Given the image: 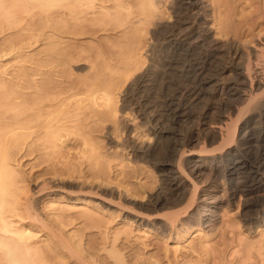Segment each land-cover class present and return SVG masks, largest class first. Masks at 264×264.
I'll return each mask as SVG.
<instances>
[{
    "label": "rangeland",
    "instance_id": "374dc122",
    "mask_svg": "<svg viewBox=\"0 0 264 264\" xmlns=\"http://www.w3.org/2000/svg\"><path fill=\"white\" fill-rule=\"evenodd\" d=\"M7 1L11 3V0ZM7 1L9 9H5L6 5L0 8V100H2L0 118L5 119L8 126H18L12 122L14 118L22 120L24 114L28 112L26 108L34 109L31 101L36 97L35 94L40 92L41 87L47 86V90L49 88L51 90L48 94L49 99L55 100V104L48 111L61 110L62 114L59 113L58 116L64 129L60 134L65 139L64 145L58 143V147L49 148L40 139V134H32L25 144L11 146L9 152L13 165L20 171L22 179L31 184L33 178L41 176L42 173L48 176L57 170L72 171V168L79 172L70 181L73 184L81 181L82 184L87 183L85 191L91 190L89 188L94 184L92 181L97 178L106 179L114 184L113 190L95 187L93 192L90 191L91 194L88 192L83 196H77L79 200L88 202L86 205L76 202L75 199L70 201L67 196H63L62 199L45 197L39 203V209L45 217L59 220L58 227L63 234L65 233L64 236L66 235L65 238L73 245V249L76 247L74 251L81 253L89 264H264V227L260 224L264 218V209L260 204L239 203V195L229 199V194L222 191L225 185L227 186L225 189H228V182L222 184L221 181L210 180L208 183L214 187L217 184L221 190L218 194L220 204L216 215L217 225L214 226L213 233H207L210 235L205 237L206 231L195 227V231H191L183 242L175 234L174 238L163 239L154 230L149 231L141 227V220L138 219L141 211L125 200L119 201V194L114 191L118 185L139 191V185L143 183L142 185L147 184L150 193H155L160 186V180L156 177L157 171L150 166L151 164L142 159L137 161L128 154L123 156L117 149L115 141L124 142L126 135H123L119 125L125 116L130 118L128 115L123 116L127 109L121 112V106L130 103V106L134 107L139 103V106L142 104L144 108L149 105L150 112L156 115L163 114L165 112L164 105V109L161 108L163 102L174 96L177 89H184L190 85L182 68L184 63L192 60L197 53L186 56V53L176 49L173 42H168L166 37L169 36L168 30L164 31L157 27L159 22L173 23L180 15L189 14L190 11L183 5L184 0L182 3V0H159L160 13L147 24L148 26L140 28V32L137 31L139 33L130 29L133 27L127 24V27L124 26L126 23L124 20L128 23L134 20V16L139 15L140 5L148 0H103L97 5L95 12L78 19L74 14L70 15L60 8L58 11L54 7L50 9L47 6L50 4L45 2L47 0H12L13 7H9L12 3ZM115 1H118V4ZM200 1L205 8L207 7L204 15L209 20L205 27L211 30V38L216 36L215 38H220L219 40L224 43L229 40L231 45L239 46L243 51L255 45L258 38H264V0ZM120 4H124V10L116 7ZM26 6L30 14L21 13ZM3 9L6 10L4 13ZM130 11L133 13H131L133 19L131 16L130 20H127L126 15ZM136 54H140L138 55L139 59L142 57L140 61L145 62L138 74L148 70L150 76L149 86L147 84V87L135 90L133 95L129 87L132 81L131 79L126 80L129 83L125 81L122 77L124 72L122 68L128 61L133 60ZM169 63L172 65L168 66ZM228 63L223 62L219 68H224L223 66ZM38 64L45 65L44 72L38 73L33 70ZM25 69L28 70L27 75L22 73ZM150 69L154 72L149 71ZM228 75L222 76L223 80H228V77L230 78ZM22 79L30 88H23ZM109 80L110 82L115 80L113 84L111 83L114 88L117 86L113 93L118 94L117 96L114 94L115 99L119 97L117 101L114 99V109L118 110L114 115L113 110H109L111 113L106 110L107 113L104 112V102L99 100L100 91L110 83ZM93 92L98 94L97 106L91 99L86 98ZM220 95H217V98H210L209 101L205 100L211 109L208 115L215 112L214 115H209L212 117V120L209 119L211 122L217 117L216 108L226 102L224 96ZM23 96L25 98H21ZM22 99L28 100L29 105L23 107ZM202 105L197 104L196 107H199L197 109L192 106L191 113H196L195 116L202 114L203 110H200ZM40 107L43 108L42 105ZM192 121L195 120L184 121L175 126L176 132L169 129V124L166 123L165 126L169 128L165 129L166 136L163 140L165 147L170 140L168 138L173 136L171 132L186 135L187 131L194 127ZM205 130L203 132H206ZM110 136L113 137L114 143ZM201 142L203 144L201 140L199 145L196 144L197 147L194 146L195 149L200 150ZM201 148L203 149V145ZM208 174L201 181H197L199 190L205 184L208 185V181L204 182L209 180ZM64 180L69 178L64 177ZM110 190L114 191V194ZM250 220H253L252 225ZM112 249L118 252L115 253L116 256ZM51 250L49 260L52 264H79L75 259H64L55 249ZM194 250L198 254H195Z\"/></svg>",
    "mask_w": 264,
    "mask_h": 264
},
{
    "label": "bare ground",
    "instance_id": "6f19581e",
    "mask_svg": "<svg viewBox=\"0 0 264 264\" xmlns=\"http://www.w3.org/2000/svg\"><path fill=\"white\" fill-rule=\"evenodd\" d=\"M6 1L0 0V8H4L8 4ZM102 1L47 0L45 2L50 4L47 5L50 9L54 7L58 11L60 8L63 12L67 11L70 15L74 14L78 19L85 14L95 12L97 5ZM7 2L10 3V1ZM11 5L9 7H13L14 4ZM123 5L120 4L116 7H121L124 10L125 6L123 7ZM183 5L190 11L189 14L187 13L188 15H180L173 23L169 21L166 24H160L159 22L157 27L164 29V31L168 30L167 34L169 33V36H166L168 42H173L176 49L186 53V56L197 53L192 60L184 63L182 68V71L186 74V81L190 85L188 84L184 89H177L174 96L165 101L163 100L161 107L163 108L164 105L165 112L163 114L156 115L150 112L149 105L144 108L141 106L142 104L139 106V103L134 107H131L130 103L123 104L124 107L121 106L120 108L121 112L127 109L126 114L123 116L128 115L130 118L128 116V118H125V116L123 119L122 117L123 121L119 125L123 135H126L124 142L117 141L118 143H116L115 141L117 149L123 153V156L128 154L137 161L142 159L147 161L149 165L151 164L150 166L157 171L158 175L156 177L160 180V186L155 193H150L147 190V184L142 185V182L139 185V191L125 189L122 188L123 186L119 187V185L114 190L119 194V201L125 200V202L141 211V215L138 216V219L141 220V227L149 231L154 230L163 239L174 238L173 234H175L182 242L189 237L195 227L206 231L205 237H207L210 235L207 233H211L214 226L217 225H215V222L220 204L218 194L221 190L217 184L215 187L209 185L210 180L213 182L221 181L222 184L228 182V189H225L227 187L225 185L222 191L229 194V199H234L239 195V203L260 204L264 209V38H258V42L250 48L248 47L249 50L247 51L239 49V46L231 45L232 43L230 44L229 40H226L228 43L226 41L224 43L219 40L220 38H215L216 36L211 38V30L205 27L209 19L207 20L206 15H204L207 7L205 8L203 2L200 0H184ZM27 6L21 13L25 12L24 14H26L29 11ZM140 6L139 15L134 16V20L129 21V23L124 20L126 22L124 26L127 24L129 27H133L130 29L136 30L135 32L150 24L160 13L159 0H148ZM5 9H9L7 5ZM5 9H3V13L6 11ZM131 13L130 11L126 15L127 20H130L133 14ZM18 14L20 15V13ZM136 55L133 60L128 61L125 67L122 68L124 69L122 77L125 81L130 79L132 81L129 87L133 95L135 90L147 87V84L149 86L148 77L150 76L148 70L145 73L138 74L140 67L145 62L140 61L142 59V57L139 59L138 55L140 54ZM226 61L230 65L227 64V68V65L223 66L224 68H219V65L223 62L226 63ZM171 65L172 63L168 64V66ZM45 68L44 64H38L33 70L39 73L44 72ZM151 69L149 71H152ZM22 73L27 75L28 70H22ZM224 74L230 76L226 81L222 77H225ZM114 82L115 80L107 84L99 94V97L101 95L99 100L104 102V104L102 103L103 108L105 107L104 112L113 110V112L109 111L113 115L118 111L114 109V102L119 98L115 99L116 94L113 93L114 89L116 91L117 88V86L116 88L112 86ZM21 84L25 89L30 88L24 79H22ZM123 84L125 85V82ZM47 89V86L41 87L40 92L35 94L34 100H30L33 107L39 108L42 105L43 108H26V112H28L24 114L22 120L14 118L12 121L18 126H8V122L0 118V264H52L49 260L50 253H52L50 252L51 249L58 251L64 259L72 258V260L78 261L79 264H89L88 260L80 255L81 253H77V250L74 251L76 247L73 249V245H70V242L65 238V233L63 234L60 227H58L59 220L45 217L39 209V203L45 197L62 199L63 196H67L70 201L75 199L78 203L87 204L88 202L79 200L77 196H83L84 193H90V191L93 192L96 188H106L105 190H113L114 188V184L112 185L106 179L97 178L94 179L96 182L92 181L95 186L94 184L93 187L89 185L88 187L91 190L85 191V184L87 183L82 184L81 181L73 184L70 181L79 172L72 167V171L57 170L53 175L50 174L51 176L49 174L45 176L46 173H42L41 176L33 178V184L22 179L20 171L12 163L9 152L13 144L18 146L25 144L34 133L41 135L40 139L46 147L56 148L58 143L65 144V139L60 134L64 129L60 123L61 118L58 116L61 110L48 111L55 104V100L53 98L52 100L49 99L50 88ZM219 94L224 96L226 102L224 101L223 105L218 106V108L222 106L219 109L222 111L216 108L215 115L217 117L216 119L213 117L215 121L211 122L212 117H209V115H214L215 112L208 115L211 109L206 105L205 100L209 101L210 98H215ZM129 95L131 96L130 93ZM96 96L98 94L96 95L93 92L86 98L91 99L92 103L97 106ZM22 101V106L29 105L28 100L22 99ZM202 102H204V106L200 104ZM43 103L46 105H43ZM197 104L202 105L201 108L204 107V109L200 108L203 113L199 116H195L196 113L193 114L194 112L191 113L190 111L192 106H195L196 109L199 108L196 107ZM64 105L63 102L62 106ZM199 113L201 112L199 111ZM190 120H195L192 121L193 123L191 122L194 127L192 126L187 134L185 133L186 135L170 131L173 136L171 138L167 137L170 140L165 147L163 142L166 136L165 129L170 127L169 129L174 131L175 126ZM6 123L7 125H5ZM166 123L169 124L168 128L165 126ZM204 130L206 132H203ZM110 137L112 143H114L113 137ZM201 140L203 144L201 142L200 147L198 146L200 150L195 149L194 146L197 147L196 144L199 145ZM202 145L203 149L201 148ZM207 174L209 180L204 182L208 181V185L205 184L199 190L200 186L197 181H201ZM64 177L69 178V180H64ZM114 191L112 193L110 190L112 194H114ZM252 223L253 220H250L251 225ZM260 224L264 227V218ZM248 233H251V229L248 230ZM196 250H194L195 254L197 253ZM113 252L114 255L118 253L115 249Z\"/></svg>",
    "mask_w": 264,
    "mask_h": 264
}]
</instances>
